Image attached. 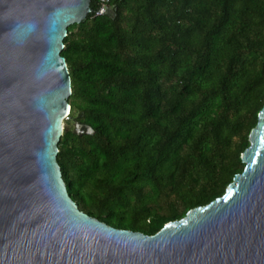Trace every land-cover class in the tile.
Wrapping results in <instances>:
<instances>
[{
    "label": "trees",
    "instance_id": "1",
    "mask_svg": "<svg viewBox=\"0 0 264 264\" xmlns=\"http://www.w3.org/2000/svg\"><path fill=\"white\" fill-rule=\"evenodd\" d=\"M61 54L72 119L56 160L78 208L152 235L221 196L264 105V0H109ZM112 11L113 14L110 12Z\"/></svg>",
    "mask_w": 264,
    "mask_h": 264
},
{
    "label": "water",
    "instance_id": "2",
    "mask_svg": "<svg viewBox=\"0 0 264 264\" xmlns=\"http://www.w3.org/2000/svg\"><path fill=\"white\" fill-rule=\"evenodd\" d=\"M90 4L0 0V264H264V105L225 192L152 235L70 197L56 160L72 91L61 51ZM82 115L72 131L93 133Z\"/></svg>",
    "mask_w": 264,
    "mask_h": 264
},
{
    "label": "built area",
    "instance_id": "3",
    "mask_svg": "<svg viewBox=\"0 0 264 264\" xmlns=\"http://www.w3.org/2000/svg\"><path fill=\"white\" fill-rule=\"evenodd\" d=\"M97 1L101 4V7L99 8V12L95 14L97 15V14L107 13L110 9L109 0H97Z\"/></svg>",
    "mask_w": 264,
    "mask_h": 264
},
{
    "label": "rangeland",
    "instance_id": "4",
    "mask_svg": "<svg viewBox=\"0 0 264 264\" xmlns=\"http://www.w3.org/2000/svg\"><path fill=\"white\" fill-rule=\"evenodd\" d=\"M68 121L69 122L66 123L65 120H63V126H64V128H71L72 127V125H73L72 119H69Z\"/></svg>",
    "mask_w": 264,
    "mask_h": 264
}]
</instances>
